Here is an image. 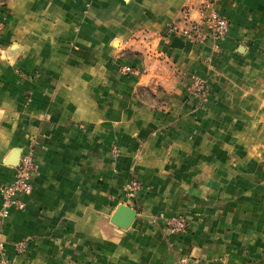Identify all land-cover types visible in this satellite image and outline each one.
Listing matches in <instances>:
<instances>
[{"label":"crops","instance_id":"1","mask_svg":"<svg viewBox=\"0 0 264 264\" xmlns=\"http://www.w3.org/2000/svg\"><path fill=\"white\" fill-rule=\"evenodd\" d=\"M207 1L1 2L16 60H0V188L17 150L38 170L24 210L0 218V262L264 264V0L209 1L229 21L218 51L170 31ZM190 72L209 78L201 107ZM120 205L136 211L125 230Z\"/></svg>","mask_w":264,"mask_h":264},{"label":"built area","instance_id":"2","mask_svg":"<svg viewBox=\"0 0 264 264\" xmlns=\"http://www.w3.org/2000/svg\"><path fill=\"white\" fill-rule=\"evenodd\" d=\"M170 31L195 43L211 40L213 43V49L218 51L219 43L222 42L229 33V21L208 6L202 11L201 18L198 21H190L181 29L172 27ZM121 71L126 75H137V72L130 66H122ZM188 81L187 91L189 95L199 102L205 101L207 94L209 93L208 82L205 78L203 79L199 76L191 75L188 78ZM14 170V181L11 184L4 185L0 188L2 196V211L0 218H5L8 214V210L11 208L17 210H24L25 208V203L22 201V197L29 196L32 193L33 177L38 170V166L33 158L32 150L29 149L20 157L18 167ZM137 188L138 184L136 182H131L128 186L129 193ZM164 225L168 232L174 236H181L187 230V222L181 215H175L164 219ZM3 249L4 242L0 234V255L3 252ZM25 249L26 244L24 242L16 244L17 254H23ZM180 264H189V260L183 258L180 261Z\"/></svg>","mask_w":264,"mask_h":264},{"label":"rangeland","instance_id":"3","mask_svg":"<svg viewBox=\"0 0 264 264\" xmlns=\"http://www.w3.org/2000/svg\"><path fill=\"white\" fill-rule=\"evenodd\" d=\"M210 0L207 1V5L206 6H210L211 7V2H209ZM205 6V8H206ZM205 8L203 10H205ZM8 20H9V16H8V9L5 8V6H3L1 3H0V60L1 61H10V62H14L16 59L14 57H11V56H7L6 52L8 50V48L10 47V45L12 44V41L9 39L8 35H6V27H7V24H8ZM13 46V45H12ZM11 46V47H12ZM10 47V48H11ZM133 68V67H132ZM134 69V68H133ZM114 70L117 74H119L120 76L122 77H125V76H131V75H126V74H123V72L121 71V67L116 66L114 67ZM136 72H137V75H138V71L136 69H134ZM136 75V76H137ZM191 75H196V76H199L200 78H205V80L208 82V86H209V78L207 75H200L198 73H195V72H190V73H186L182 76V80H186V83H185V89H186V92L188 93L187 91V84L189 83L188 81V78L191 76ZM139 76V75H138ZM210 89V88H209ZM210 92V91H209ZM142 94V98H146V94L141 91ZM188 96L189 93H188ZM191 97V96H190ZM209 98V93L207 94V98L205 101H201L199 103V107H201L203 104H205L207 102ZM117 149L116 148H112L111 150V153L113 154H117L118 152H116ZM134 180L130 181V182H133ZM129 184V183H128ZM6 264H10V263H7V262H4ZM4 263H0V264H4Z\"/></svg>","mask_w":264,"mask_h":264},{"label":"water","instance_id":"4","mask_svg":"<svg viewBox=\"0 0 264 264\" xmlns=\"http://www.w3.org/2000/svg\"><path fill=\"white\" fill-rule=\"evenodd\" d=\"M21 153L19 150L13 152V154L8 159V165L13 168H17L20 161ZM136 217V211L125 205H120L117 207L113 217L111 218V223L120 228L128 229Z\"/></svg>","mask_w":264,"mask_h":264},{"label":"trees","instance_id":"5","mask_svg":"<svg viewBox=\"0 0 264 264\" xmlns=\"http://www.w3.org/2000/svg\"><path fill=\"white\" fill-rule=\"evenodd\" d=\"M4 0H0V3L3 2Z\"/></svg>","mask_w":264,"mask_h":264}]
</instances>
